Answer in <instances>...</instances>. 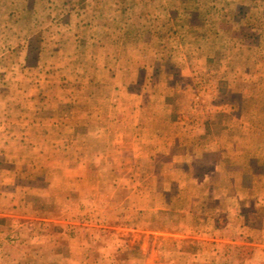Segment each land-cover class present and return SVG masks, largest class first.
Wrapping results in <instances>:
<instances>
[{"label":"rangeland","instance_id":"1","mask_svg":"<svg viewBox=\"0 0 264 264\" xmlns=\"http://www.w3.org/2000/svg\"><path fill=\"white\" fill-rule=\"evenodd\" d=\"M178 249L264 264V0H0V264Z\"/></svg>","mask_w":264,"mask_h":264},{"label":"crops","instance_id":"2","mask_svg":"<svg viewBox=\"0 0 264 264\" xmlns=\"http://www.w3.org/2000/svg\"><path fill=\"white\" fill-rule=\"evenodd\" d=\"M168 234L169 235H172V236H179V234L178 233H174V232H168ZM251 243V242H250ZM249 243V244H250ZM183 254V252L182 251H180V249H178L177 250V252H176V254H175V256H172L169 260H168V262H167V264H172V263H177L178 262V257H179V255H182Z\"/></svg>","mask_w":264,"mask_h":264}]
</instances>
